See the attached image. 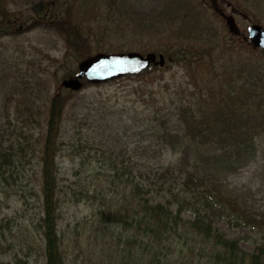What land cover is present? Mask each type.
I'll use <instances>...</instances> for the list:
<instances>
[{
	"label": "trees",
	"instance_id": "1",
	"mask_svg": "<svg viewBox=\"0 0 264 264\" xmlns=\"http://www.w3.org/2000/svg\"><path fill=\"white\" fill-rule=\"evenodd\" d=\"M61 1L40 0L31 7L35 1L26 0L33 17L24 19V9L18 7L17 0H0V38L25 31L29 21L45 25L65 44L63 56L54 61L69 77L77 72L71 59L76 63L91 55L94 43L98 51L123 49L112 41L108 47L109 40L98 38L92 25L81 19L80 8L89 3L93 9L94 0L70 1L63 11L59 8ZM104 1L108 17L112 0ZM204 1L171 0L169 13L179 16H169L163 9L157 17L142 13L135 25H130L122 11L116 14L120 33L135 36L125 40L128 44L143 37L139 34L156 30L155 23L144 24L158 18L161 31L169 38V45L164 47L181 74L168 80L171 83H167L168 89L160 98L163 104L178 109L184 131L164 126L167 141L163 148L165 152H181L178 159L159 161L154 166L136 164L128 168L115 164L104 168L92 160L86 163L83 143L75 145L79 147L81 165L90 170L82 192L98 202L103 223L120 228L133 256L130 264H202L205 259L203 264H264V243L249 252L238 239L225 236L214 224V217H225L237 227L264 232V212L241 204L216 178L225 166L237 165L264 133V56L244 58L235 54L238 46L215 25ZM255 1L264 9V0ZM108 32L112 30L103 34ZM141 48L151 47L142 44ZM154 68L166 71L157 65L106 83L84 80L82 89L91 88L101 94L103 90L98 87L126 79L145 80ZM29 70L23 74L25 80L13 86L6 101L8 126L0 134V193L11 194L25 166L35 160L33 175L40 181L47 264H79L78 257L72 262L67 259L65 238L58 228V158L64 146L60 137L72 107L73 90L59 82L57 92L42 100L32 93L37 85L31 87L29 80H39ZM48 70L44 68L40 77ZM57 72L53 70L51 75ZM208 146L220 150L209 152L205 149ZM184 245H191L188 261L183 260Z\"/></svg>",
	"mask_w": 264,
	"mask_h": 264
},
{
	"label": "rangeland",
	"instance_id": "2",
	"mask_svg": "<svg viewBox=\"0 0 264 264\" xmlns=\"http://www.w3.org/2000/svg\"><path fill=\"white\" fill-rule=\"evenodd\" d=\"M35 1L31 7H35ZM73 0H62L60 10H65ZM18 7L23 8L24 19L32 18L26 0H17ZM171 0H112V14L107 17V5L104 0H94L93 9L89 3L79 10L82 20L92 25L101 36L108 39L116 47V51H139L146 54L149 51L164 53L167 63L147 79L133 78L114 82L98 87L103 93L97 94L93 89L73 90L72 107L68 110L62 125L60 141L64 143L60 161L58 210L59 232L65 238V253L71 262L78 257L79 264H130L132 253L120 228L114 224L102 222L98 212V202L85 196L83 186L88 182L89 169L81 165L77 154L78 143H83L86 163L95 161L99 167L110 168L112 165H126L128 168L136 164L154 166L159 161L170 162L178 159L181 152L168 150L165 152L163 127L183 132L184 125L178 115V109L169 103H162L161 95L166 92L168 80L179 77L177 66L171 63L167 55V34L161 31L160 18L150 23L157 29H150L145 34H139L140 39L134 44L125 40L134 38V34L120 33L116 14L123 12L124 17L135 25V19L142 13H150L157 17L163 9L169 16L180 14L169 13ZM209 12L214 16L215 25L232 39L239 49L235 54L257 57L264 56L260 48H254L249 36L248 27L258 23L264 28V9L255 0H205ZM109 3V1H108ZM107 3V4H108ZM186 10H182L183 14ZM37 12V11H36ZM35 12V13H36ZM35 16V14H34ZM230 19H234L241 34L231 31ZM144 25H140L144 26ZM100 32L98 33V31ZM110 31L103 34L104 31ZM166 38V39H165ZM147 44L150 50L142 49ZM65 44L58 39L53 30L45 25L29 21L25 31L16 35L0 38V134L8 126L6 101L14 85L25 80L23 74L32 72L39 82L29 80L31 87L36 86L32 93L42 100L55 94L60 83L69 76L57 66L55 59L63 56ZM99 52L94 43L91 55ZM112 52V51H109ZM170 58V59H169ZM79 62H73L78 71ZM49 70L40 77L44 68ZM58 71L51 75L52 71ZM119 80V79H117ZM136 83V84H133ZM149 83V84H146ZM96 88V87H95ZM162 88L161 90H159ZM169 102V101H168ZM165 122V123H164ZM75 146V147H74ZM224 148V146H223ZM209 152L220 150L217 146L205 148ZM180 150H184L180 148ZM165 152V153H164ZM191 153H195L191 149ZM76 154L73 158V156ZM36 161L27 164L21 173V180L15 190L9 195L0 193V264H47L41 218L43 215L40 181L37 180ZM219 184L230 195L236 197L241 204L253 211L264 212V133L258 136L254 147L245 154L235 166H225L217 174ZM191 215V214H189ZM214 224L227 237L240 241L241 246L252 252L258 245L264 243V232L251 231L248 228L237 227L221 217H214ZM183 260L188 261L192 252L191 245L182 247ZM206 259L203 263H205ZM202 263V264H203Z\"/></svg>",
	"mask_w": 264,
	"mask_h": 264
},
{
	"label": "water",
	"instance_id": "3",
	"mask_svg": "<svg viewBox=\"0 0 264 264\" xmlns=\"http://www.w3.org/2000/svg\"><path fill=\"white\" fill-rule=\"evenodd\" d=\"M231 31L240 34L234 20H231ZM250 41L255 47H260L264 53V28L253 23L248 28ZM152 63L164 66L166 57L163 53L138 51L126 52H98L79 63V70L73 77L63 80V86L78 90L83 86L82 79L86 78L92 83L108 82L128 75H135L152 67Z\"/></svg>",
	"mask_w": 264,
	"mask_h": 264
}]
</instances>
